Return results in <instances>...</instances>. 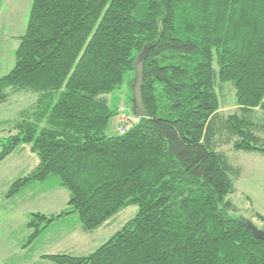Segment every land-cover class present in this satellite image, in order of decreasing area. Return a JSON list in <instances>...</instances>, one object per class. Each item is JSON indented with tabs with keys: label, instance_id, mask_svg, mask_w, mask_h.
Wrapping results in <instances>:
<instances>
[{
	"label": "trees",
	"instance_id": "16d2710c",
	"mask_svg": "<svg viewBox=\"0 0 264 264\" xmlns=\"http://www.w3.org/2000/svg\"><path fill=\"white\" fill-rule=\"evenodd\" d=\"M145 46L147 116L132 109L136 121L108 133L120 114L108 95L127 78L133 105V62ZM14 56L0 77V104L12 92L37 98L0 124L8 129L0 160L28 144L39 162L8 193L51 176L69 191L58 214L31 215V238L68 215L90 231L138 207L89 254L44 257L57 264H264V241L229 199L240 169L213 144L225 129L235 149L264 154V138L252 130L255 111L264 113V0H32ZM226 82L237 111L218 127L217 90ZM253 215L264 231V216Z\"/></svg>",
	"mask_w": 264,
	"mask_h": 264
},
{
	"label": "rangeland",
	"instance_id": "374dc122",
	"mask_svg": "<svg viewBox=\"0 0 264 264\" xmlns=\"http://www.w3.org/2000/svg\"><path fill=\"white\" fill-rule=\"evenodd\" d=\"M31 4L32 0H0V77L14 66V51L19 44V36L26 30ZM213 67L217 70L215 59ZM217 95L220 108L216 126L219 127L221 120L236 112L237 107L232 83L220 85ZM36 98V94L26 91L10 93L8 100L0 105V119L17 118L21 110L35 103ZM108 98L113 107L118 106L120 112L107 128V132L113 134L121 126H129L136 121L131 114L132 102L127 78L121 88L109 94ZM253 117L256 126L252 130L264 138V130L260 126L264 113L256 110ZM7 130L5 126L0 127L1 139L8 135ZM233 139L225 129L217 131L213 137L215 148L224 152L229 162L240 169L238 176H232L235 191L229 195V199L237 206V215L261 228L262 223L253 213L264 216V154L235 149ZM38 162V155L30 150L28 144L18 146L0 160V264H57L44 256L87 255L106 242L137 213L138 207L130 205L111 217L108 220L110 223L86 232L83 228L79 229L77 214H72L56 220L31 238L34 228L27 225L31 215L58 214L67 207L69 199L68 189L60 185L56 176L9 195L12 183L31 172Z\"/></svg>",
	"mask_w": 264,
	"mask_h": 264
},
{
	"label": "water",
	"instance_id": "95a60500",
	"mask_svg": "<svg viewBox=\"0 0 264 264\" xmlns=\"http://www.w3.org/2000/svg\"><path fill=\"white\" fill-rule=\"evenodd\" d=\"M148 55V49L145 46L141 52L136 56L133 62V68L135 72V79L133 83V105L132 109L134 116L137 118L146 117L147 112L142 104L141 88H142V74L144 61ZM249 228H252L255 237L264 241V231L262 229L256 228L252 225V222H246Z\"/></svg>",
	"mask_w": 264,
	"mask_h": 264
},
{
	"label": "crops",
	"instance_id": "0c3cea01",
	"mask_svg": "<svg viewBox=\"0 0 264 264\" xmlns=\"http://www.w3.org/2000/svg\"><path fill=\"white\" fill-rule=\"evenodd\" d=\"M4 103H5V102H4ZM4 103H2V104H4ZM0 105H1V104H0ZM5 120H8V119H0V124H3V122H4ZM105 223L107 224V223H110V222L107 221V222H105ZM105 223H104V224H105ZM104 224L101 225L100 227L104 226ZM100 227H98V228H100ZM98 228H97V229H98ZM79 229H82L81 224H80V226H79ZM84 232H86V231H84Z\"/></svg>",
	"mask_w": 264,
	"mask_h": 264
},
{
	"label": "built area",
	"instance_id": "2783aa9c",
	"mask_svg": "<svg viewBox=\"0 0 264 264\" xmlns=\"http://www.w3.org/2000/svg\"><path fill=\"white\" fill-rule=\"evenodd\" d=\"M125 129H126V126H121V127L118 129V131H119V133H123V132L125 131Z\"/></svg>",
	"mask_w": 264,
	"mask_h": 264
}]
</instances>
